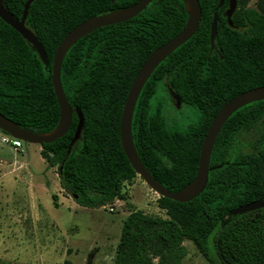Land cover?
I'll use <instances>...</instances> for the list:
<instances>
[{
	"label": "trees",
	"instance_id": "obj_1",
	"mask_svg": "<svg viewBox=\"0 0 264 264\" xmlns=\"http://www.w3.org/2000/svg\"><path fill=\"white\" fill-rule=\"evenodd\" d=\"M137 0H34L25 25L37 37L47 65L23 36L0 18V113L36 133L53 129L59 107L51 83L53 53L62 37L92 15ZM194 34L154 68L136 99L131 133L151 175L177 191L195 175L203 136L223 102L264 85V0L246 7L236 0L232 25L229 0H198ZM25 0H3L14 18ZM217 13L214 48L210 25ZM182 0H152L134 17L98 27L66 51L60 79L72 108L68 130L40 145V156L56 167L61 189L82 207L113 202L137 174L119 140V120L131 81L156 47L184 26ZM166 82L165 88L162 83ZM172 89L191 109L185 126L168 122L159 88ZM81 112L83 124L71 142ZM204 189L186 202L158 196L166 217L140 210L122 220L113 264H181L185 239L207 264H264V206L230 214L264 197V99L245 104L223 123L213 142ZM62 264H74L64 259Z\"/></svg>",
	"mask_w": 264,
	"mask_h": 264
},
{
	"label": "rangeland",
	"instance_id": "obj_2",
	"mask_svg": "<svg viewBox=\"0 0 264 264\" xmlns=\"http://www.w3.org/2000/svg\"><path fill=\"white\" fill-rule=\"evenodd\" d=\"M258 0H245L257 7ZM162 85L166 88V82ZM168 122L185 126L191 109L175 106L168 91L158 89ZM38 144L13 148L0 141V264H113L122 220L133 210L166 217L158 195L137 175L124 183L112 203L87 208L75 203L60 187L56 167L43 161ZM181 264H207L185 239Z\"/></svg>",
	"mask_w": 264,
	"mask_h": 264
},
{
	"label": "water",
	"instance_id": "obj_3",
	"mask_svg": "<svg viewBox=\"0 0 264 264\" xmlns=\"http://www.w3.org/2000/svg\"><path fill=\"white\" fill-rule=\"evenodd\" d=\"M34 0H25L21 16L14 18L13 15L5 8L3 0H0V18L19 32L23 38L31 44L34 50L39 55L41 61L46 66L47 59L46 54L42 48V45L38 41L35 34L25 25V19L27 16L28 8L31 2ZM152 0H137L136 2L121 8L112 10L106 13L92 15L85 20L81 21L77 25L73 26L59 41L56 46L52 63H51V83L54 90V94L59 107V119L56 126L46 133H36L29 129L20 127L13 120L0 113V131L5 132L12 137L22 140L27 143H35L41 145L42 143L52 142L59 138L68 130L71 123L72 108L70 107L60 79V68L63 57L68 48L79 38L93 31L94 29L122 22L134 17L137 13L143 10L147 4ZM184 2L187 19L183 28L171 37L166 42L156 47L147 56L142 63L136 74L134 75L131 84L129 86L126 98L123 103L120 120H119V140L122 150L130 163L135 173L143 180V182L149 186L158 196L166 197L178 202H186L197 196L205 187L208 180V172L213 169L214 166H210L209 158L212 150L215 137L220 130L226 119L238 108L253 101L264 99V85L256 86L248 90L242 91L229 100L223 102L220 109L212 118L201 142L198 163L193 178L182 188L177 191H171L164 187L159 181H157L148 169L141 161L132 139L131 133V118L133 108L139 92L144 85L145 81L152 73L154 68L161 62L166 56H168L178 46L188 40L196 31L201 10L198 0H182ZM222 0H219L218 7L221 6ZM236 8V0H229L228 7L224 11V15L227 18L228 24L231 26V15ZM216 19L217 13L214 12L212 22L210 25V48H214V39L216 34ZM171 97L175 101V106H179L181 103L178 95L172 90L168 89ZM78 122L74 131L71 142L78 138L80 130L83 124V117L80 111H77ZM264 206V197L253 200L246 204L237 206L230 211V214H238L241 212L254 210Z\"/></svg>",
	"mask_w": 264,
	"mask_h": 264
},
{
	"label": "built area",
	"instance_id": "obj_4",
	"mask_svg": "<svg viewBox=\"0 0 264 264\" xmlns=\"http://www.w3.org/2000/svg\"><path fill=\"white\" fill-rule=\"evenodd\" d=\"M0 141L4 144L10 145L13 148H19L23 143L22 140L12 137L11 135L2 131H0Z\"/></svg>",
	"mask_w": 264,
	"mask_h": 264
},
{
	"label": "crops",
	"instance_id": "obj_5",
	"mask_svg": "<svg viewBox=\"0 0 264 264\" xmlns=\"http://www.w3.org/2000/svg\"><path fill=\"white\" fill-rule=\"evenodd\" d=\"M39 145V144H38ZM22 146V145H21ZM21 146L19 147V148H21ZM38 151L40 152V145H39V147H38ZM40 154V153H39ZM43 159V158H42ZM43 161H44V159H43Z\"/></svg>",
	"mask_w": 264,
	"mask_h": 264
},
{
	"label": "flooded vegetation",
	"instance_id": "obj_6",
	"mask_svg": "<svg viewBox=\"0 0 264 264\" xmlns=\"http://www.w3.org/2000/svg\"><path fill=\"white\" fill-rule=\"evenodd\" d=\"M168 89H169V87L167 88V91H168V94L170 95V93H169V90H168ZM170 96H171V95H170ZM171 98H172V97H171ZM172 99H173V98H172ZM173 100H174V99H173ZM174 102H175V101H174Z\"/></svg>",
	"mask_w": 264,
	"mask_h": 264
}]
</instances>
